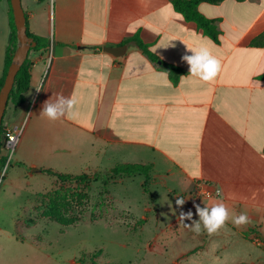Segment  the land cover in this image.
Here are the masks:
<instances>
[{"label": "crops", "instance_id": "1", "mask_svg": "<svg viewBox=\"0 0 264 264\" xmlns=\"http://www.w3.org/2000/svg\"><path fill=\"white\" fill-rule=\"evenodd\" d=\"M21 5L29 31L48 45L28 52L25 101L6 117L23 130L0 176L11 168H28L32 176L42 168L77 174L115 163L150 164L147 195L154 197L153 186L159 187L174 201L180 196L192 205L198 181L219 188L220 196L198 202L204 207L223 201L230 214L246 213L248 224L236 227L231 219L227 224L244 230L236 235L259 248L263 258L264 47L249 42L264 31V0L200 2L199 12L218 19L217 42L186 21L171 0H21ZM135 32L162 61L185 72L171 79L132 45L117 56L102 49L124 44ZM4 33L9 34L8 19ZM170 42L175 46L164 48ZM201 45L220 61L211 81L189 76L181 59L191 55L186 46ZM56 93L76 98L74 116L56 121L40 116ZM136 173L118 175V183ZM144 180L142 174L139 184ZM251 226L260 237L257 245L245 237Z\"/></svg>", "mask_w": 264, "mask_h": 264}, {"label": "rangeland", "instance_id": "2", "mask_svg": "<svg viewBox=\"0 0 264 264\" xmlns=\"http://www.w3.org/2000/svg\"><path fill=\"white\" fill-rule=\"evenodd\" d=\"M7 19L5 0L0 2L3 50ZM107 170L85 172L97 176L84 187L85 210L68 209L66 215L78 217L68 224L43 212L41 194L56 187L77 188L75 181L61 182L43 171L29 176L28 168L4 170L0 176V264H264L260 249L240 239L236 234L244 230L232 224L226 223L213 235L203 229L197 235L180 225L181 212L191 210L193 219H198L194 205L203 207L200 199L177 206L159 187L153 186L154 197L147 195L138 182L142 174L118 183V175L105 179ZM247 229L246 239L257 245L260 237L254 227Z\"/></svg>", "mask_w": 264, "mask_h": 264}, {"label": "trees", "instance_id": "3", "mask_svg": "<svg viewBox=\"0 0 264 264\" xmlns=\"http://www.w3.org/2000/svg\"><path fill=\"white\" fill-rule=\"evenodd\" d=\"M223 0H171L173 8L182 14L186 21L193 22L198 29H200L205 35L211 38L213 41H218L219 30L217 28V18H208L204 16L197 6L200 2L219 3ZM9 6V34L7 43L4 51V65L0 75V87L3 84L8 66L11 61L12 54L17 45L16 28L13 21L12 9L10 1L7 0ZM26 33L35 42V46L31 47L30 50L37 51L48 45V42L43 41L35 34L31 33L28 29L26 22ZM122 43L132 45L142 51L151 61L158 62L159 66L168 72L171 79L176 80L180 74L185 70L179 66L162 61L156 54H154L147 43H145L139 32H135L131 36L125 38ZM250 45L256 47H264V31L255 35L250 40ZM30 60L28 57L24 59L20 65L18 71L15 74L12 89L9 92L7 105L4 110L2 118L7 117L8 110L12 114H16L20 106L25 101V92L29 87L30 79ZM1 128H0V144H1ZM6 158L0 155V171L4 167ZM41 171L56 177L59 181H75L77 188L72 187H56L52 188L41 194V205L43 206V212L51 219L57 220L63 223H73L78 220V217H70L66 215L68 209H78V211L85 210V203L87 201V193L84 190L85 185L97 175L90 176L85 172L80 174L72 175L70 173H64L56 171L52 168H42ZM135 172L142 173L145 176V180L142 183V187L145 193H149L148 183L150 177V164H138V163H115L112 167L106 171L107 177L112 175H129ZM180 197V196H179ZM102 202V201H101ZM75 207V208H74ZM97 217V216H96ZM95 216L93 219L96 218ZM264 217V211H263ZM27 223L34 222L33 219H27ZM248 234L245 233V237ZM264 243V239L262 240ZM242 264V263H235Z\"/></svg>", "mask_w": 264, "mask_h": 264}, {"label": "clouds", "instance_id": "4", "mask_svg": "<svg viewBox=\"0 0 264 264\" xmlns=\"http://www.w3.org/2000/svg\"><path fill=\"white\" fill-rule=\"evenodd\" d=\"M169 46L174 47L175 45L170 42L164 48ZM186 51L191 52V55L185 54L181 59L189 66V76L198 77L203 81H211L217 76L221 68L220 61L211 53L207 46L201 45L193 48L186 46ZM42 88L43 82L36 87V90L40 91ZM76 104L77 100L75 97H65L63 94L56 93L44 102L40 116L50 121H56L65 116L72 117L75 115ZM217 195H221L219 190H217ZM184 203V198L178 197L176 199L177 206H182ZM194 207L198 219H193V212L189 210L187 213L181 212L178 221L180 225L189 228L197 235L201 233L202 229L208 235L216 234L230 219L236 227L250 222V218L246 213H240L239 215L230 214L223 201L216 202L210 206L200 207V205H194ZM185 220H189L191 223L186 224L184 223Z\"/></svg>", "mask_w": 264, "mask_h": 264}, {"label": "water", "instance_id": "5", "mask_svg": "<svg viewBox=\"0 0 264 264\" xmlns=\"http://www.w3.org/2000/svg\"><path fill=\"white\" fill-rule=\"evenodd\" d=\"M9 1L12 9L14 25L16 28L17 45L12 54L3 84L0 87V123L7 105L9 92L13 86L15 74L24 59L27 57L30 48L35 46V42L26 33V16L21 5V0ZM102 49L117 56L125 52L126 44L103 46ZM31 169L33 171L40 170L35 167H32Z\"/></svg>", "mask_w": 264, "mask_h": 264}, {"label": "built area", "instance_id": "6", "mask_svg": "<svg viewBox=\"0 0 264 264\" xmlns=\"http://www.w3.org/2000/svg\"><path fill=\"white\" fill-rule=\"evenodd\" d=\"M0 128L2 134L0 150L3 151L2 155L6 158V162L4 165L6 166L17 146L19 137L23 130V125L11 122L8 118H2ZM196 186L197 189L195 200H199L201 197L218 196L217 190L220 191L219 188L213 187L207 183H202L200 181L196 183Z\"/></svg>", "mask_w": 264, "mask_h": 264}]
</instances>
